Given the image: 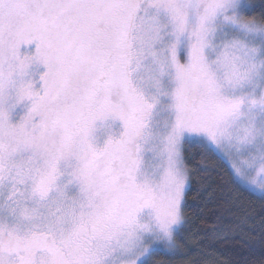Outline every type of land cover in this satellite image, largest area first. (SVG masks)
Returning a JSON list of instances; mask_svg holds the SVG:
<instances>
[{
	"label": "snow or ice",
	"instance_id": "6c2138e0",
	"mask_svg": "<svg viewBox=\"0 0 264 264\" xmlns=\"http://www.w3.org/2000/svg\"><path fill=\"white\" fill-rule=\"evenodd\" d=\"M186 146L264 201V0H0V264L175 255Z\"/></svg>",
	"mask_w": 264,
	"mask_h": 264
},
{
	"label": "trees",
	"instance_id": "16d2710c",
	"mask_svg": "<svg viewBox=\"0 0 264 264\" xmlns=\"http://www.w3.org/2000/svg\"><path fill=\"white\" fill-rule=\"evenodd\" d=\"M185 156L192 178L180 248L175 255L154 257L153 264H264V201L239 193L216 157L188 146ZM223 193H231L228 199L235 202L225 203Z\"/></svg>",
	"mask_w": 264,
	"mask_h": 264
},
{
	"label": "rangeland",
	"instance_id": "374dc122",
	"mask_svg": "<svg viewBox=\"0 0 264 264\" xmlns=\"http://www.w3.org/2000/svg\"><path fill=\"white\" fill-rule=\"evenodd\" d=\"M253 2H254V1H253ZM254 3H256V2H254ZM254 14L257 15L256 12H255Z\"/></svg>",
	"mask_w": 264,
	"mask_h": 264
}]
</instances>
